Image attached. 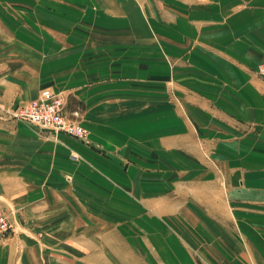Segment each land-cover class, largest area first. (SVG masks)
<instances>
[{"label":"crops","instance_id":"obj_1","mask_svg":"<svg viewBox=\"0 0 264 264\" xmlns=\"http://www.w3.org/2000/svg\"><path fill=\"white\" fill-rule=\"evenodd\" d=\"M259 61L264 0H0V264L66 237L91 264H264ZM43 88L87 143L11 116Z\"/></svg>","mask_w":264,"mask_h":264},{"label":"rangeland","instance_id":"obj_2","mask_svg":"<svg viewBox=\"0 0 264 264\" xmlns=\"http://www.w3.org/2000/svg\"><path fill=\"white\" fill-rule=\"evenodd\" d=\"M259 64H264V61L257 62L254 65V67H252V71L264 83V75H261V74H259L257 72V66ZM52 93H54V92H52ZM55 94L60 95V97L62 98V114H63V116L66 119H68L69 121L79 125L86 133L82 137H76V136L67 134V133L62 132V131H53L50 128H47V127L44 128L43 127V128H41V130H39V135H41V136L46 138L48 136V133L51 136H53V137L56 136L58 133H62V134L68 135V136H70L72 138H75V139L81 141L82 143H87V140H86L87 139L86 138L87 137V130L83 126H81L77 121H75L73 119H70V118L65 116L64 111H63L64 97L61 94H59V93H55ZM262 97H263V109H264V88H263V91H262ZM26 102H28V101H26ZM26 102H24V103H26ZM24 103H17V104H15L13 106L12 114H11L12 117H15V118L21 120L18 116H16L15 108L18 107L19 105L24 104ZM0 212H2L5 215L6 221H7V228L4 231V233H2L0 235V242H3L5 239H7L8 235H9V233H11L13 227H12V223H10L7 220V215L1 210H0ZM57 224L58 223H55V222L43 223V224L42 223H38L36 225L37 228L35 230V233H37L38 237H40V233H42V231L46 232L49 228L50 229L51 228L52 229H56L57 228ZM88 225H89V223L88 224L85 223L83 226L87 227V229H88V227H89ZM83 233H85V232H83ZM88 239H89V237H82V242L84 243V242L88 241ZM34 241H35V249H33V251H34L33 258H35L34 259V264H91V259L93 257H95L94 255L96 254V252L91 253L89 251V249H83L79 256L75 255L74 252H70L69 250H72V249H69V247L72 246V243L74 241V239L71 238V237H66L63 240V242H62V245L64 247L66 246V249H68V252H66V253H64V251H59L58 249H54L53 250V249L38 248V247H43L41 245V239H35ZM143 248L144 249H132V251L130 252V253H134V252L138 253L136 255L137 258L141 256L140 257V263H144L146 261H149L148 262L149 264L150 263L168 264L169 259H167V258L170 257V254L172 253L171 249H163V247H161L162 249H155V248L151 249V247H148V245L147 246L144 245ZM115 250H116V252L112 250V257H123V258L124 257H127V258L133 257L132 254H129V249H127V250L126 249H115ZM119 250H121V251H119ZM174 250H177L176 253L179 254V256L181 255L183 258H184L185 254H186L187 255V260H188V262L190 264H209L210 263V262L209 263L203 262V260L200 257V255L198 253H196L194 249H192V250H190V249H174ZM46 251H47V253H45ZM51 252H54V253H51ZM99 255H101L99 257H104L105 258V254L104 253H99ZM148 256L152 257L154 260L150 261L148 259ZM188 258L190 259L191 262L189 261ZM158 259H159V261H157ZM134 261H136V259H134ZM94 264H97V263L94 262ZM98 264H100V263L98 262ZM111 264H113V263H111ZM120 264H123V263H120ZM215 264H218V261H216Z\"/></svg>","mask_w":264,"mask_h":264},{"label":"built area","instance_id":"obj_3","mask_svg":"<svg viewBox=\"0 0 264 264\" xmlns=\"http://www.w3.org/2000/svg\"><path fill=\"white\" fill-rule=\"evenodd\" d=\"M257 72L264 75V64L257 66ZM15 112L21 120L37 125L40 130L47 127L76 137H82L86 133L79 125L63 116L62 98L46 88L41 89L36 98L16 107ZM6 228V217L0 212V235Z\"/></svg>","mask_w":264,"mask_h":264}]
</instances>
